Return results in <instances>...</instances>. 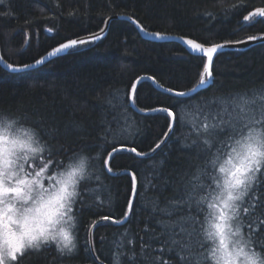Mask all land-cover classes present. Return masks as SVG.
<instances>
[{"label": "trees", "instance_id": "1", "mask_svg": "<svg viewBox=\"0 0 264 264\" xmlns=\"http://www.w3.org/2000/svg\"><path fill=\"white\" fill-rule=\"evenodd\" d=\"M233 4L237 7H227ZM257 7H264V0H6L0 4V52L11 64L30 63L67 39L100 30L112 14L129 15L147 30L189 37L205 45L234 42L264 33V17L243 21ZM70 11L75 14L68 15ZM204 61L176 42L145 40L131 22L116 19L101 39L76 46L38 68L7 72L0 67V114L19 116L18 127L37 128L57 160L67 163L74 152L92 157L95 173L101 176L100 182L92 178L79 185L80 197L74 205L79 210L76 251L62 255L49 243L42 251H27L13 264H99L87 243L89 228L103 216L124 217L132 196L133 173L132 211L123 224L102 222L93 227L94 252L103 263L114 264L115 242L127 230L135 238L136 258L121 255L120 264H153V257L161 255L155 250L167 239H154L162 231L157 221L167 218L159 210L185 193L206 158L200 146L192 143L196 136L189 121L195 118L196 105L208 111L205 105L210 103L218 111L217 98L240 93L251 96L264 89V43L217 54L209 85L185 97L162 92L147 79L140 81L134 90L138 109L172 107L177 114L168 137L164 134L171 121L166 113L135 110L127 97L141 76L154 77L165 88L187 91L198 83ZM125 116L136 122L134 135L118 132ZM108 129L109 141L127 143L105 145L102 137ZM118 146L137 147L148 155L118 151L109 159L112 172L108 173L102 167L103 159ZM177 211L187 214L186 208ZM150 238L151 247L141 255V244ZM256 239L255 247L261 251L264 232ZM120 251L130 249L125 246ZM163 257L180 264L175 249H166Z\"/></svg>", "mask_w": 264, "mask_h": 264}, {"label": "snow or ice", "instance_id": "2", "mask_svg": "<svg viewBox=\"0 0 264 264\" xmlns=\"http://www.w3.org/2000/svg\"><path fill=\"white\" fill-rule=\"evenodd\" d=\"M5 2L6 0H0V4ZM57 6H59L58 2ZM227 7L236 8L237 5ZM74 14L72 11L68 13V15ZM207 15L212 14L207 13ZM255 17H264V7H257L244 15L243 21L249 22ZM47 31L51 32L52 29L49 28ZM100 31L103 32L104 29ZM153 35L159 39L164 38L159 32ZM91 38L98 39L94 34ZM259 38L249 36L247 39ZM179 39L190 46L193 52L201 53L206 57L202 70L199 72L196 87L206 85L213 77L214 54L224 47V44H212L206 47L193 39L184 37ZM88 42L83 39H70L52 49L48 55L61 53L65 49H72ZM241 42L235 41V43ZM42 62L44 57L35 60L34 63L39 65ZM6 66L14 72L32 67L31 64L22 66L7 64ZM144 79L152 80L162 92L178 97H185L188 91H194L193 89L181 91L173 87L165 88L154 77L137 78L138 81ZM136 87V83H133L132 89L135 90ZM127 99L134 101L135 95ZM217 100L220 105L218 111H213L210 103L205 105L208 111H204L197 104L195 118L189 121L193 125L196 136L192 143L200 146V151L206 153V158L203 166L192 175L185 193L180 198L170 200L167 206L160 208L159 211L167 218L157 221L162 231L154 239L160 240L165 236L167 239H163L161 246L155 250L161 255L153 257V264H171L163 257L166 249L176 250L180 264H187L193 259L195 264H256L258 258L264 257V240L261 241V251H257L255 247L256 238L264 232V211H261L257 217L258 210L264 209V89L254 91L251 96L240 93L231 98L220 97ZM138 111L166 113L172 122L169 123V131L165 132L164 136L170 135L173 122L177 118L172 107L138 109ZM188 114L191 116V111ZM0 116L5 115L0 114ZM9 119L17 131L23 130L24 135H18L10 128L0 127V264L17 262L18 257L25 255L28 250L42 251L43 246L49 245V242L55 244L60 254L70 255L77 249L75 230L78 227L79 210H74V205L78 203V197H80L79 185L92 178L98 182L101 181V176L96 174L93 168V158L74 152L67 163L57 160L54 158L52 146L41 136L37 128L18 127L21 121L19 116ZM124 121V125L118 130L119 134L134 135L138 132L134 120L125 116ZM110 133L111 129H108L103 134L105 145L127 143V141H109ZM162 142L163 140L158 142L152 151L158 149ZM121 150L123 147H112L108 152V159H103L102 167L108 173L112 172V168L108 166L109 159ZM127 151L140 157L148 155L138 151L137 147H130ZM29 152H31L30 156L27 155ZM21 154L24 155L23 161L20 158ZM97 158H101L99 154ZM30 160L31 166H34L31 171L29 170ZM77 160H83V165L72 167L65 174V168ZM46 171L51 173L47 177ZM132 180L133 191H135L136 175L134 173ZM37 189L42 192L54 189L58 192L53 200L43 205L46 209L44 215H59L71 221V231L61 230L60 241L55 236H51L47 229L34 226L32 222L34 218L25 216L18 219L15 215L17 211L15 201L26 200ZM95 199L103 203L100 196H96ZM132 204V200L129 199L128 210L124 212V217L114 220V223L123 224L127 220L132 211ZM185 208L187 214L178 213L177 210ZM173 216L176 218L173 219ZM251 217L257 218L251 219ZM111 219L110 216L100 217V220ZM99 222V220H93L92 225L95 226ZM145 230L147 231V228ZM151 239L153 238H150L149 243L141 244V255L151 247ZM87 243L90 250H94L91 233ZM125 246L130 249L128 253L120 251ZM115 247L117 251L113 254L114 264H120V256L125 254L128 255L129 260H135V238L127 230L121 239L115 242Z\"/></svg>", "mask_w": 264, "mask_h": 264}, {"label": "water", "instance_id": "3", "mask_svg": "<svg viewBox=\"0 0 264 264\" xmlns=\"http://www.w3.org/2000/svg\"><path fill=\"white\" fill-rule=\"evenodd\" d=\"M116 19H122V20H127V21H129V22H131L134 26H135V28L137 29V31H138V33H139V35L143 38V39H145V40H148V41H152V42H167V41H171V42H176V43H178V44H180L189 54H192V55H197V56H201V57H204L203 56V54H201V53H195V52H193L191 49H190V46H187L185 43H183L182 42V40L181 39H179L180 37H184V38H187V39H192V38H189V37H185V36H178V35H173V34H168V33H161V32H159V33H161L162 35H163V39H159V38H157L156 36H154L153 34L154 33H157V32H155V31H150V30H147V29H145L136 19H134L133 17H131V16H129V15H125V14H112V15H109L108 17H106V19L104 20V23H103V26H102V28L101 29H104V31L103 32H101L100 30H98V31H96V32H93V33H89V34H85V35H81V36H77V37H74V38H70V39H83V40H88L89 42L90 41H96V40H99V39H101L102 37H104L105 36V34L107 33V30H108V26H109V23L112 21V20H116ZM107 21V22H106ZM135 21V22H134ZM143 29V30H142ZM95 35V36H97L98 37V39H92L91 37H92V35ZM254 36H258V37H260L259 39H257V40H248L247 38H245V39H242V40H239V41H242L241 43H235V41L234 42H229V43H225V42H223V43H219V44H224V47H222L221 49H219L218 50V52L216 53V54H214V57L217 55V54H219L220 52H222V51H226V50H237V51H243V50H246V49H248V48H250L251 46H253V45H256V44H259V43H264V33H262V34H258V35H254ZM70 39H67V40H65V41H63V42H61V43H66L68 40H70ZM194 40V39H193ZM196 41V40H195ZM197 42V41H196ZM61 43H59V44H57L56 46H54V47H52L50 50H48L46 53H44L42 56H40L39 58H37V59H40L41 57H44V62H42L41 64H39V65H36L34 62H35V60L34 61H32V62H30L29 64H31L32 65V67H29V68H27V69H23V70H28V69H35V68H38V67H40V66H42V65H44V64H46L47 62H49L50 60H52L53 58H55V57H57V56H60V55H62V54H64V53H66L68 50H70V49H65L63 52H61V53H57V54H54V55H48V53H50L51 51H52V49H54V48H56V47H58ZM199 43V42H198ZM205 45V44H204ZM206 47L207 46H211V45H205ZM0 57H2L1 56V52H0ZM205 58V60H206V57H204ZM36 59V60H37ZM214 59V58H213ZM7 64H11V63H9V62H7L3 57H2V61H0V67L2 68V69H4L5 71H7V72H14V71H12L11 69H9L6 65ZM12 65H15V64H12ZM18 66H22V65H18ZM22 70V71H23ZM16 72H18V71H16ZM142 77V76H141ZM146 77H150V76H146ZM212 79V78H211ZM211 79L209 80V82L206 84V85H204V86H202V87H196L197 86V84L193 87V88H191V89H193L194 91H188V95H191V94H193V93H195V92H198L199 90H202L203 88H205V87H207L208 85H209V83H210V81H211ZM147 80H149L154 86H156V84L155 83H153L152 82V80H150V79H147ZM140 81H138L137 79L134 81V83H136V85L139 83ZM157 87V86H156ZM158 88V87H157ZM160 89V88H159ZM134 94V90L131 88V90H130V94H129V96H132ZM187 95V96H188ZM129 102H130V105L135 109V110H138V108L136 107V105H135V103H134V101H130L129 100ZM145 112H152V111H145ZM170 121H171V118H170ZM172 122V121H171ZM121 147H123V146H118L117 148H121ZM127 149H128V147H123V150H121V151H127ZM106 159H108V155H107V157H106ZM133 195H134V191L132 190V196H131V199H132V197H133ZM128 210V209H127ZM97 220H99L100 222L99 223H102V222H110V223H113V224H116V223H114V220L115 219H111V220H100V218L99 219H97ZM98 223V224H99ZM93 225L91 224V226H90V228H89V234L91 233V237H92V229H93ZM89 237V236H88ZM91 253H92V255H93V257H94V260L96 261V262H98L99 264H105V263H103L101 260H99L98 259V257L96 256V254H95V252H94V250H91Z\"/></svg>", "mask_w": 264, "mask_h": 264}, {"label": "clouds", "instance_id": "4", "mask_svg": "<svg viewBox=\"0 0 264 264\" xmlns=\"http://www.w3.org/2000/svg\"><path fill=\"white\" fill-rule=\"evenodd\" d=\"M0 127L10 128L11 131L16 132L18 135H24L23 130L17 131L16 127L12 124V121L5 116H0ZM27 155L30 156L31 152L27 153ZM20 158L21 161H23L24 155L21 154ZM83 163V160L71 162V164L65 168V174L70 168L82 166ZM57 195L58 192L54 189L46 192L37 189L33 191L26 200L22 199L15 201L17 209L15 215L18 219L25 216L34 218L32 221L34 226L47 229L51 236H55L57 240L60 241L61 230L71 231V221L68 220L67 217L59 215L52 216L51 214H48L46 216L44 215L46 209L43 207L44 204L53 200ZM256 264H264V257L258 258Z\"/></svg>", "mask_w": 264, "mask_h": 264}, {"label": "rangeland", "instance_id": "5", "mask_svg": "<svg viewBox=\"0 0 264 264\" xmlns=\"http://www.w3.org/2000/svg\"><path fill=\"white\" fill-rule=\"evenodd\" d=\"M29 165L31 166L32 165V162H31V160L29 161ZM32 167H34V166H31L30 168H29V170L31 171L32 170ZM51 173H47V171H46V173H45V176L47 177L48 175H50ZM45 186L47 187L48 186V184H47V180L45 179ZM50 243H52V242H50ZM52 244H54V243H52ZM55 245V244H54Z\"/></svg>", "mask_w": 264, "mask_h": 264}, {"label": "flooded vegetation", "instance_id": "6", "mask_svg": "<svg viewBox=\"0 0 264 264\" xmlns=\"http://www.w3.org/2000/svg\"><path fill=\"white\" fill-rule=\"evenodd\" d=\"M55 249H56V246L54 245ZM43 248H45V246H43ZM28 252H32V250H28Z\"/></svg>", "mask_w": 264, "mask_h": 264}, {"label": "bare ground", "instance_id": "7", "mask_svg": "<svg viewBox=\"0 0 264 264\" xmlns=\"http://www.w3.org/2000/svg\"><path fill=\"white\" fill-rule=\"evenodd\" d=\"M217 44H219V43H217ZM27 64H29V63H27ZM22 65H24V64H22ZM29 70V69H28ZM19 72V71H18Z\"/></svg>", "mask_w": 264, "mask_h": 264}]
</instances>
